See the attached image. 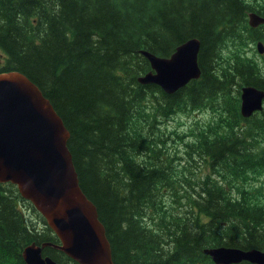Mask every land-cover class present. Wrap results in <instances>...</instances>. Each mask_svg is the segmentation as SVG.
Listing matches in <instances>:
<instances>
[{
	"label": "trees",
	"instance_id": "1",
	"mask_svg": "<svg viewBox=\"0 0 264 264\" xmlns=\"http://www.w3.org/2000/svg\"><path fill=\"white\" fill-rule=\"evenodd\" d=\"M251 13L264 18V0H0V75L28 77L63 118L116 264H215L206 249L263 250L264 110L241 114L243 87L264 91V66L251 58L264 25L252 28ZM193 38L198 80L172 95L139 82L152 71L142 51L169 58ZM208 111L209 124L168 130ZM26 210L37 214L17 186L0 184V264L56 244Z\"/></svg>",
	"mask_w": 264,
	"mask_h": 264
},
{
	"label": "water",
	"instance_id": "2",
	"mask_svg": "<svg viewBox=\"0 0 264 264\" xmlns=\"http://www.w3.org/2000/svg\"><path fill=\"white\" fill-rule=\"evenodd\" d=\"M257 28L264 18L250 14ZM202 42L193 38L169 58L142 51L152 71L139 78L143 85L160 86L175 94L201 75ZM264 53V44H258ZM241 114L252 117L264 109V91L242 89ZM71 132L42 90L21 73L0 75V184L17 186L22 198L45 218L61 245L33 243L26 247V264H58L44 257L46 247L65 253L77 264H116L107 229L97 206L84 193L69 148ZM215 264H264V249L245 251L218 247L204 251Z\"/></svg>",
	"mask_w": 264,
	"mask_h": 264
},
{
	"label": "rangeland",
	"instance_id": "3",
	"mask_svg": "<svg viewBox=\"0 0 264 264\" xmlns=\"http://www.w3.org/2000/svg\"><path fill=\"white\" fill-rule=\"evenodd\" d=\"M258 44L259 42L256 43V46L254 45V50L256 51L253 55L251 53V58L253 60H255L256 62H258L259 64L264 66V60H262L264 53L260 54L258 51ZM250 46V44H248L246 47L248 48ZM236 47L237 45L235 44H230L229 48L225 49V53H224V57L227 58L226 60H230L231 58H229L230 53L232 52H236ZM245 47V48H246ZM249 49H251L249 47ZM247 49V51L249 50ZM227 50V51H226ZM264 69V67H263ZM191 113L190 114H183L180 115L177 119H173L172 121L169 122V131L175 132V133H171V135H176L182 131H185L187 128H191V126L193 125V120L194 119H200L199 122L203 123L204 121H206V124H209L210 122L213 121V113L211 111H208V113H204V112H200V113H193L192 117H191ZM193 121V122H192ZM258 187H264V176L260 177V179L258 180L257 185ZM259 201L261 203H264V197L259 198ZM28 214V211H27ZM29 215L30 216H34L35 214L33 213V211L29 210Z\"/></svg>",
	"mask_w": 264,
	"mask_h": 264
},
{
	"label": "flooded vegetation",
	"instance_id": "4",
	"mask_svg": "<svg viewBox=\"0 0 264 264\" xmlns=\"http://www.w3.org/2000/svg\"><path fill=\"white\" fill-rule=\"evenodd\" d=\"M259 43H263L264 44V42L263 41H261V40H259ZM244 88V87H243ZM241 95H242V93H241ZM40 224L42 223V221L40 220V222H39Z\"/></svg>",
	"mask_w": 264,
	"mask_h": 264
}]
</instances>
